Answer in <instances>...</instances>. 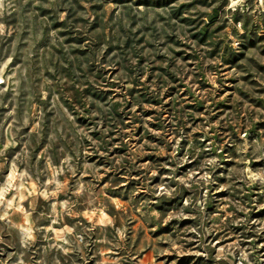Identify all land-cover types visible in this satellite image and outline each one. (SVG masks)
<instances>
[{
	"label": "rangeland",
	"instance_id": "374dc122",
	"mask_svg": "<svg viewBox=\"0 0 264 264\" xmlns=\"http://www.w3.org/2000/svg\"><path fill=\"white\" fill-rule=\"evenodd\" d=\"M0 264H264V0H0Z\"/></svg>",
	"mask_w": 264,
	"mask_h": 264
}]
</instances>
